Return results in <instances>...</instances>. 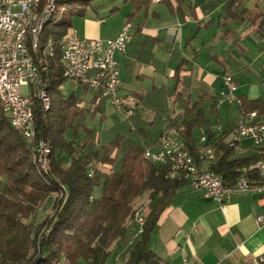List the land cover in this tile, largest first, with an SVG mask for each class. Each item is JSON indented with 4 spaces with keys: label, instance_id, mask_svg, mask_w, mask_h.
<instances>
[{
    "label": "trees",
    "instance_id": "obj_1",
    "mask_svg": "<svg viewBox=\"0 0 264 264\" xmlns=\"http://www.w3.org/2000/svg\"><path fill=\"white\" fill-rule=\"evenodd\" d=\"M131 1L138 7L149 4L148 0ZM53 14L42 27L39 51L34 55L37 63L50 41L51 54L44 56L50 104L45 111L36 101L33 109L35 143L45 140L50 149L46 172L34 162L33 144L11 127L0 106V264H36L39 260L40 264H60L62 260L68 264H161L149 247L150 237L161 212L185 187L184 181L168 177L167 165L157 166L143 158L145 150L158 143L163 128H177L192 155L197 139L206 131L218 155L213 170L226 185L241 176L258 181L252 166L259 158H235L237 148L224 144L227 133L216 136L207 129L224 122L216 95L202 84L191 87L189 78L180 75L183 60H177L169 86L134 93L131 100L123 102L124 108L135 106L153 112L152 120H144L133 111L130 118L115 121L105 131L88 127L85 110L80 107V91L66 98L61 93L65 82L61 48L72 19L69 16L53 21ZM130 18L127 16L126 21ZM257 18L250 22L255 23ZM263 26L264 18L257 27ZM140 30L134 28L125 52L139 64L155 66L153 50L159 41L143 37ZM83 88V93L89 90ZM105 101L102 92L95 91L90 116L99 113L103 120ZM240 102L244 112L264 116V97L242 98ZM169 103L177 105L180 112L172 111L164 125ZM73 108L77 111L70 121L68 112ZM90 170L93 175L89 177ZM144 194L148 213L143 233L138 235L133 208ZM40 206L48 210L36 224L34 217Z\"/></svg>",
    "mask_w": 264,
    "mask_h": 264
},
{
    "label": "crops",
    "instance_id": "obj_2",
    "mask_svg": "<svg viewBox=\"0 0 264 264\" xmlns=\"http://www.w3.org/2000/svg\"><path fill=\"white\" fill-rule=\"evenodd\" d=\"M124 2L132 6L127 16L130 15L129 22L133 27H140L143 37L156 38L159 42L153 50L155 66L139 64L126 52L115 55L117 67L123 60L129 71L149 66L154 72L153 77H148L151 80L149 89H124L120 81L118 97L122 102L131 100L134 93L169 86L178 66L177 60L184 61L180 75L189 78L192 88L202 84L215 94L220 88L221 77L228 73L239 83L237 96L240 99L264 97V26L257 27L264 18V3L253 0H162L138 7L131 0ZM162 5L166 11L161 8ZM257 16L259 18L255 23L250 22ZM149 18L156 19L157 23L152 24ZM126 20L127 17L124 23ZM103 23V19L85 20L79 27L72 26L71 29L82 39L95 40L116 37L124 25L103 35L100 29ZM135 76L138 80L145 77L142 73ZM71 82L77 84L76 90H82L83 86L79 83ZM88 91L91 93L90 102L95 91ZM105 104L108 102L105 101ZM80 107L84 109L83 101ZM128 108H133L144 120L148 115L153 119L151 111L135 106ZM168 109L162 120L164 125L165 117L173 115L172 111L180 112V108L171 103ZM91 110L90 104L89 114ZM110 116L113 123L125 120L114 109ZM113 123L101 131L110 128ZM237 149L244 152L243 156L251 155L250 151ZM263 207V199L235 195L222 210L212 199L195 195L183 187L176 192L175 202L159 215L149 247L161 264H253L252 261L257 258H262L261 263L264 264V231L256 223ZM144 208L147 214L146 205Z\"/></svg>",
    "mask_w": 264,
    "mask_h": 264
},
{
    "label": "built area",
    "instance_id": "obj_3",
    "mask_svg": "<svg viewBox=\"0 0 264 264\" xmlns=\"http://www.w3.org/2000/svg\"><path fill=\"white\" fill-rule=\"evenodd\" d=\"M59 1L85 0H0V106L11 127L20 132L27 143L33 144L34 162L42 172L47 171L50 149L45 140L35 143L33 109L36 101L43 110L49 108L44 56L51 54L50 41L37 58V63L34 55L39 51L38 37L42 27ZM148 1L157 4L162 0ZM253 1L264 3V0ZM133 32V24L127 21L116 37L88 40L80 38L70 28L64 36L60 57L65 80L75 81L91 91H101L115 112L125 119L133 115V109L124 108L118 97L120 75L115 55L125 53L133 39ZM23 87L30 89L28 96L22 94ZM238 88L239 83L232 75L226 73L221 77L220 88L215 92L217 106L234 107L238 116L233 121L216 123L207 129L216 136L226 132L225 145L250 151L251 155L259 158L252 166L258 181L241 176L234 184L226 185L223 177L213 170L218 155L214 140L208 138L206 131H202L197 139L192 155L179 130L165 127L158 137V143L146 149L143 155L146 161L154 165H167L170 179L184 181L185 187L193 194L212 199L222 210L235 195H252L264 200V116L243 111L237 96ZM92 175L93 171L90 170L89 177ZM145 216L144 207L133 208L138 235L143 233ZM256 223L264 231V207L257 215ZM262 261V258H257L252 262L260 264Z\"/></svg>",
    "mask_w": 264,
    "mask_h": 264
},
{
    "label": "rangeland",
    "instance_id": "obj_4",
    "mask_svg": "<svg viewBox=\"0 0 264 264\" xmlns=\"http://www.w3.org/2000/svg\"><path fill=\"white\" fill-rule=\"evenodd\" d=\"M116 8V9H114ZM162 9L165 10V7L162 5ZM132 10V6L129 2H124V0H90L88 2H81V1H73V2H64L59 1L56 3V11L51 18L53 21L61 18V17H71L72 19V26L77 28L81 25L85 20H100L103 19L104 23L100 26L103 35L110 34L111 30H115L119 26L124 23L125 18L129 14V11ZM150 12L151 9H148ZM166 11V10H165ZM85 13V16L81 17L80 14ZM165 15V14H164ZM149 21L152 24H156L157 20L149 18ZM123 60L120 61L118 65V69L120 72V81L122 88H132L135 91L141 89H149L151 80L148 77H153L154 72H152L151 67L149 66H139L138 68H132V71H129L125 68L123 64ZM137 73H142L145 77L143 80H138L136 78ZM77 89V84L71 82L69 80H65L63 85L61 86V93L63 96H68L70 92L75 91ZM79 90V89H78ZM79 95L83 101L84 109H85V116L87 118V125L94 127L97 131H101L113 123L112 117L110 116L113 112V108L110 105L109 101L108 104H105V117L103 120H100V114L95 113L93 116H90L88 113V108L90 107L89 99L91 97V93L87 91L86 93L81 92L79 90ZM21 92L24 96H28L30 93V89L27 87H23ZM77 111L76 108L71 109L69 114V120L74 119V114ZM220 111L222 113V118L225 121H233L238 116V112L234 107H221ZM87 112V113H86ZM154 116V115H153ZM151 115L148 117H144L146 120H151ZM244 152L240 149H237L235 152L234 157H243ZM4 182V181H3ZM147 203V195L144 194L143 196L139 197L135 203L134 207H144ZM48 210V207H38L37 213L34 217V222L40 223L44 218L45 214ZM26 220V222H29ZM60 264H68L66 261L62 260ZM107 264H122V261L117 262H108Z\"/></svg>",
    "mask_w": 264,
    "mask_h": 264
},
{
    "label": "water",
    "instance_id": "obj_5",
    "mask_svg": "<svg viewBox=\"0 0 264 264\" xmlns=\"http://www.w3.org/2000/svg\"><path fill=\"white\" fill-rule=\"evenodd\" d=\"M40 261H41V260L37 261L36 264H40Z\"/></svg>",
    "mask_w": 264,
    "mask_h": 264
}]
</instances>
